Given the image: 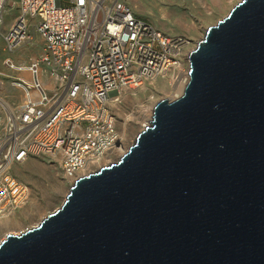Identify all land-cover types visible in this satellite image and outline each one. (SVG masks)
<instances>
[{"label": "water", "instance_id": "obj_1", "mask_svg": "<svg viewBox=\"0 0 264 264\" xmlns=\"http://www.w3.org/2000/svg\"><path fill=\"white\" fill-rule=\"evenodd\" d=\"M119 160L81 176L0 264H264V0H242L189 54Z\"/></svg>", "mask_w": 264, "mask_h": 264}, {"label": "built area", "instance_id": "obj_2", "mask_svg": "<svg viewBox=\"0 0 264 264\" xmlns=\"http://www.w3.org/2000/svg\"><path fill=\"white\" fill-rule=\"evenodd\" d=\"M8 5L18 13L5 28ZM37 40L39 56L17 64V52L37 48ZM189 46L186 37L164 34L123 0H0L2 64L14 74L0 75L23 93L21 101L0 94V220L28 197L14 166L60 153L73 182L92 172L122 144L108 105L112 95L171 74L185 84Z\"/></svg>", "mask_w": 264, "mask_h": 264}, {"label": "rangeland", "instance_id": "obj_3", "mask_svg": "<svg viewBox=\"0 0 264 264\" xmlns=\"http://www.w3.org/2000/svg\"><path fill=\"white\" fill-rule=\"evenodd\" d=\"M134 13L149 21L161 32L168 35H181L189 40L191 50L202 40L205 30L215 26L226 17L229 12L242 0H123ZM9 15L6 17L5 28H8L17 15L16 6L8 5ZM37 48L25 46L17 54V61L28 62L31 57L40 54V41ZM20 54V55H19ZM6 54L0 51V74L14 75L4 68L2 61ZM189 70V63L184 64L183 71ZM188 73V71H187ZM169 75L145 82L137 88H124L121 91L119 102L108 105L115 117L117 131L122 136V144L118 149L124 153L113 150V156L102 159L92 172L102 167L116 163L134 143L137 135L148 125L152 117L154 106L163 99L175 100V82L182 83L183 77ZM176 80V81H175ZM4 86L0 90L2 97L14 95L21 101L22 92L10 89L6 80L0 75ZM114 96V95H113ZM112 96V97H113ZM107 155V154H106ZM62 157L40 155L29 158L26 162L16 165L12 174L28 187V197L16 212L9 218L0 220L8 222L7 226H0V241L8 233L19 234L39 224L45 217L58 209L64 202L73 180L67 178L61 168ZM92 172H86L88 175Z\"/></svg>", "mask_w": 264, "mask_h": 264}, {"label": "bare ground", "instance_id": "obj_4", "mask_svg": "<svg viewBox=\"0 0 264 264\" xmlns=\"http://www.w3.org/2000/svg\"><path fill=\"white\" fill-rule=\"evenodd\" d=\"M134 12V11H133ZM165 34V33H164ZM185 37V36H184ZM17 64H19V65H23V64H25L24 62H19V61H17ZM188 71V70H187ZM187 71H186V74H187ZM30 79V78H29ZM28 79V80H29ZM186 84V83H185ZM185 84L182 82V83H177V82H175V85H176V95H175V98L176 97H179L181 94H182V92H183V89H184V87H185ZM49 88H51V86H49ZM127 88H129V87H127ZM114 95V96H113ZM112 96L113 97H111L110 99H109V101L111 102V103H116V102H119V100H120V97H121V92L119 93V94H113ZM108 101V102H109ZM118 152H121V153H124V150L123 149H118ZM114 153V151H110V152H108L107 153V155H105L102 159H104V158H110V157H112L113 154ZM52 156H57V157H59V156H61V157H63L60 153H58V154H56V155H52ZM101 159V160H102ZM100 160V161H101ZM13 169V168H12ZM84 176H86V175H84ZM74 183V182H73ZM38 224V223H37ZM7 225H9V223L8 222H0V226H7Z\"/></svg>", "mask_w": 264, "mask_h": 264}]
</instances>
